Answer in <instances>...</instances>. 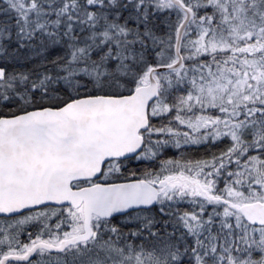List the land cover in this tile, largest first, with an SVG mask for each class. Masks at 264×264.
I'll list each match as a JSON object with an SVG mask.
<instances>
[{
  "label": "snow or ice",
  "instance_id": "snow-or-ice-1",
  "mask_svg": "<svg viewBox=\"0 0 264 264\" xmlns=\"http://www.w3.org/2000/svg\"><path fill=\"white\" fill-rule=\"evenodd\" d=\"M0 264H264V0H0Z\"/></svg>",
  "mask_w": 264,
  "mask_h": 264
}]
</instances>
